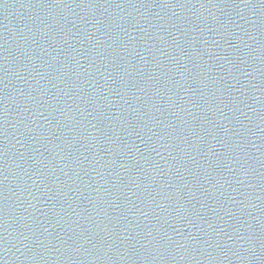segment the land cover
Returning a JSON list of instances; mask_svg holds the SVG:
<instances>
[{
    "label": "water",
    "instance_id": "obj_1",
    "mask_svg": "<svg viewBox=\"0 0 264 264\" xmlns=\"http://www.w3.org/2000/svg\"><path fill=\"white\" fill-rule=\"evenodd\" d=\"M0 264H264V0H0Z\"/></svg>",
    "mask_w": 264,
    "mask_h": 264
}]
</instances>
